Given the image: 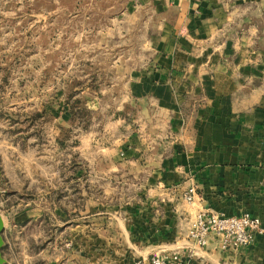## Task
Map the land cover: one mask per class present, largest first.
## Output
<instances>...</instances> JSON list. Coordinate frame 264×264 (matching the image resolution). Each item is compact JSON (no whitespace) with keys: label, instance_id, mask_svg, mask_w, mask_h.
Listing matches in <instances>:
<instances>
[{"label":"crops","instance_id":"obj_1","mask_svg":"<svg viewBox=\"0 0 264 264\" xmlns=\"http://www.w3.org/2000/svg\"><path fill=\"white\" fill-rule=\"evenodd\" d=\"M155 15L151 56L133 71L112 114L120 131L105 153L123 156L115 165L88 162L107 170L110 195L121 185L132 196L99 212L90 206L99 199L82 192L77 174L72 189L57 176L43 214L91 218L80 231L115 249L102 264L176 252L182 264H264V234L235 251L220 250L213 237L202 249L187 239L201 209L249 214L264 226V0H155Z\"/></svg>","mask_w":264,"mask_h":264},{"label":"rangeland","instance_id":"obj_2","mask_svg":"<svg viewBox=\"0 0 264 264\" xmlns=\"http://www.w3.org/2000/svg\"><path fill=\"white\" fill-rule=\"evenodd\" d=\"M159 21L155 0H0L4 264H102L106 256L114 259L113 246L81 232L91 218L79 220L68 212L66 217L46 216L43 209L48 189L57 188V176L72 189L77 174L82 192L91 189L99 199L90 205L99 212L123 207L132 196L121 185L110 195V180L103 175L107 170L90 169L88 162L101 158L115 165L121 159L105 153L116 146L120 131L112 114L133 71L149 60V39ZM67 99L85 100L89 110L75 125L69 123ZM58 122L66 130L58 134L61 145L53 140ZM114 174L120 182V171ZM81 205L89 208L88 202Z\"/></svg>","mask_w":264,"mask_h":264},{"label":"built area","instance_id":"obj_3","mask_svg":"<svg viewBox=\"0 0 264 264\" xmlns=\"http://www.w3.org/2000/svg\"><path fill=\"white\" fill-rule=\"evenodd\" d=\"M195 196L196 189L193 186L185 193L184 200L192 203ZM263 234L264 226L260 220L249 214L226 216L203 209L198 211L187 229V239L193 247L202 249L213 237L222 251H235L250 246L257 236ZM135 264H182V260L176 252L140 259Z\"/></svg>","mask_w":264,"mask_h":264},{"label":"trees","instance_id":"obj_4","mask_svg":"<svg viewBox=\"0 0 264 264\" xmlns=\"http://www.w3.org/2000/svg\"><path fill=\"white\" fill-rule=\"evenodd\" d=\"M68 100L69 99H67L66 105L68 107L69 123L75 125L76 121H80L82 119L80 114H88L89 113V110L87 109L86 101L85 100H82V99L78 100L77 99V100H75V101H73L71 103ZM39 116H40V114H34V118H37ZM59 129H60V134H62L64 131H66L62 127H59ZM56 142L59 145H61L60 136L57 137Z\"/></svg>","mask_w":264,"mask_h":264},{"label":"water","instance_id":"obj_5","mask_svg":"<svg viewBox=\"0 0 264 264\" xmlns=\"http://www.w3.org/2000/svg\"><path fill=\"white\" fill-rule=\"evenodd\" d=\"M3 227H4V223H3V219H2V216L0 214V264H4L5 263V260L3 259L2 257V253H1V249L3 247V238H2V230H3Z\"/></svg>","mask_w":264,"mask_h":264}]
</instances>
